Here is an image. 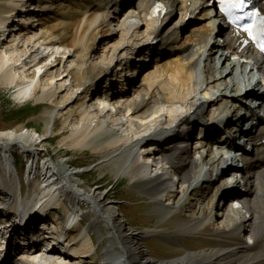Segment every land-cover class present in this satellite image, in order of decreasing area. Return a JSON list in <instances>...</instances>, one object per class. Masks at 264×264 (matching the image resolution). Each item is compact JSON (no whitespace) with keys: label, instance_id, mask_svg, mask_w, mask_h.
I'll return each mask as SVG.
<instances>
[{"label":"bare ground","instance_id":"1","mask_svg":"<svg viewBox=\"0 0 264 264\" xmlns=\"http://www.w3.org/2000/svg\"><path fill=\"white\" fill-rule=\"evenodd\" d=\"M25 1L0 2V85L15 88V97L20 101L30 98L43 102H55L53 98H57L58 101L52 108L45 110L47 119L43 134L38 135L35 128L25 127L19 132L0 131V201H8V205L32 206L35 210L43 208L46 211L50 207L53 209V206H62L65 213L59 217L60 220L72 213L77 216L82 214L83 219L74 229L67 230L68 241L72 242V252L57 245L48 254H43L45 252L42 249H34L15 259L9 251L0 264H264V128L260 129L258 136L250 137L255 143L252 150H246V156L241 158L243 182L240 187L233 186V190H238L239 195L241 193L238 196L242 200L241 207L237 210L240 218H233L228 227L223 225V230H219V225L215 230L211 227L216 222L214 219L217 216L213 209L215 205L218 207L216 196L221 185L216 189L208 187L211 185L210 178L208 173L201 170L202 161L193 156L187 146L186 139L190 132L180 133L182 124H190L193 120L204 117V108L214 116L219 114L217 106L221 104L219 107L224 108L222 104L227 99L232 102V95L243 84V81L237 79L239 63L236 54L252 51L249 46L241 48L242 35L232 34L228 48L233 49L234 53L220 54V66L215 64L216 56L222 50L220 45H214L211 50L205 48L206 35L210 34L206 23L197 21L190 31L192 40L188 36L190 41L180 54L174 58L171 56L166 67L161 70L144 63L150 53L156 58L165 55V51L154 43H149L148 38L152 37L153 41L167 36L168 41L173 35L179 34L180 30L193 21L190 17L194 14L198 0H129L122 3L130 5L125 11H116L113 5L109 6L110 0H34L35 8L27 11L29 3ZM153 5H156V10L151 19H147L146 13L151 7L154 8ZM164 10L166 14L163 17ZM16 13L20 18L13 23L12 16ZM176 13H180L179 21L175 24L177 27L186 19L187 23L181 24L180 30L170 32L168 19ZM165 20L164 25L159 24ZM10 22L15 25V29L7 37L9 41L12 39L9 42L3 38ZM20 24L23 25L22 28ZM96 25L100 26L99 30ZM114 25L120 26V29L117 28L121 31L119 41L103 32L104 28H112ZM128 42L132 44L129 46ZM135 45H140L143 50L140 49L139 60L130 62L127 55L132 53L131 49ZM107 47H110L108 52ZM59 50L64 55L44 71L43 67L47 63L40 66V60H46L47 53L56 56ZM120 55L125 60L122 62L119 58L115 64L118 69L113 71V60ZM130 65L134 66L135 71L139 69L142 78L136 81L130 78V85L115 89L112 72H116V78H123L127 70H133L129 69ZM33 66H37L38 72L32 71ZM61 67H64L63 71ZM101 78H107L105 88L98 84ZM44 79L45 86L40 90ZM138 87H142L143 92L136 91ZM222 87L224 88L220 93ZM227 90H230L229 94ZM232 90L234 93H231ZM103 91L112 95L114 100H125L121 105L126 110L121 111L118 117L112 116L110 121L108 116L113 113L111 110L117 111L118 105H121L111 103L107 94L101 99ZM91 101L93 107L88 105ZM107 102L112 105V109H106ZM175 103L182 107L167 113L170 118L165 125V115L159 107L174 106ZM234 106L231 104L228 109ZM62 108H70V115L66 116L64 124L71 125V130L64 134L60 144L72 149H94L95 153L101 154V163L109 164L118 180L126 177L137 190L156 202L159 209H162V198H166L164 200L167 205L173 198L171 206L174 209L167 214L172 213L170 216L175 217L172 220H175L176 230H155L151 233L156 237L160 236V240L183 248L184 254L179 253L171 258L151 257L150 252L141 245L147 231L137 232L122 213L121 207L114 203L110 192L86 184L81 174L83 170L73 163L66 168L52 157L46 158L43 161V173L35 170L26 178L28 187L32 186L30 183L38 181L37 188L40 190L36 189L37 193L33 191L31 195H23L22 177L14 175L11 164H15V161L13 158L10 161L8 156L11 152L14 153L13 149H18L20 153H27L32 147L38 149L39 144L48 136L47 132L56 133L55 122ZM124 114L129 117L126 124L120 122L124 121ZM132 119L138 120L135 123L136 131H132L130 127ZM173 122H176L178 129L169 135H173L172 143L164 145L159 151L146 149L149 150L148 153L156 155L153 156L155 158L147 157L146 162L149 163L143 164L139 157L142 151L138 152L141 143L139 137L152 128L156 129L157 134L167 132L172 129L170 124ZM204 138L206 140L200 146L202 151L207 147L211 134H205ZM249 144L251 142L248 141L247 145ZM39 153L38 149L33 160ZM223 153L230 154L228 151ZM25 157L33 169L35 163L30 160L29 154ZM160 157L169 159L171 169L178 173L182 183L180 190L168 191L167 179L157 172L165 165L156 159ZM73 166L76 168H72ZM211 170L210 175L213 176L215 170ZM38 176H43V179ZM243 190L246 191L242 192ZM189 194L194 195V202L187 207ZM185 195L187 196L183 200ZM224 195L226 191L220 194ZM231 201L234 203L235 200ZM183 206L187 207L185 217L182 213ZM35 210L34 213L39 212ZM10 220L11 216H8V221ZM172 220L169 223H173ZM205 220L208 225L203 224ZM102 227L104 231L100 229ZM17 229L22 230L23 227L18 226ZM244 232L245 237L251 239L250 244L244 241ZM186 234L200 243L204 242V248L195 250L180 242L176 243V240L179 241ZM79 235H84L80 242ZM170 238L173 239L171 242ZM52 243L50 240L49 244L53 245Z\"/></svg>","mask_w":264,"mask_h":264},{"label":"rangeland","instance_id":"2","mask_svg":"<svg viewBox=\"0 0 264 264\" xmlns=\"http://www.w3.org/2000/svg\"><path fill=\"white\" fill-rule=\"evenodd\" d=\"M1 1L3 2L4 0H0V2ZM153 6H154V8L151 7L149 9V12L146 13L147 19H151L152 15L154 14V12L156 10V5H153ZM165 12H166V10H164L163 17L166 14ZM170 14L172 15L173 13H170ZM18 15L19 14L16 13L14 16H12L11 22L14 23L15 21H17V19L20 18V17L18 18ZM171 15L169 16V19H168L169 22L167 24V26H170V28L172 29V30L170 29V32L176 31L175 29L180 30L181 24L178 25V27L175 25L179 21L180 13L179 14L176 13L173 16H171ZM28 16L30 18L33 17V15H28ZM197 17H198V15H197ZM197 21H199V19H197L196 17L193 18V21L191 23H188L184 29L180 30L179 34L173 35V37L168 39V41H166L167 36H165L164 39L162 37H160L159 39H155L153 41H152V39H153L152 37L148 38L149 43L152 42V43H154L155 46H157L159 48L161 47L162 50L165 51V55L159 56L158 58L152 57L150 59V61L144 62V63L152 64L153 67H157V68H160L161 70H163L166 67V65H165L166 62H168V60H170L171 56H172V58H174L178 54H180V51H182L185 44L188 43L190 40H192V36H191L192 34L190 33V31H191V29H193L192 27L197 23ZM165 23H166V20L159 22V24H162V25H164ZM182 24H184V23H182ZM19 26H20V28H22L23 25L20 24ZM36 27H38V26L36 25ZM119 27L120 26H117V25H114L112 28L106 27V28H104L103 32H105L109 37H111V39H116L119 41L121 39L120 38V32L121 31L118 30V29H120ZM188 33H190V35H188ZM188 36L190 37V40H189ZM11 40L12 39L10 38V41ZM172 40H174V41H172ZM127 44H129V46H130L132 43L128 42ZM109 50H110V47L108 48L107 52ZM45 55H46V59H48V60L54 59L52 61V62H54L57 59L61 58L64 55V53H62V50H61L59 53H57L56 56H53V55L51 56L48 53ZM50 56H51V58H50ZM119 58H121V61H122V59L124 57H122L121 55L118 58L116 57L113 60L112 65H115ZM40 62H41L40 66L42 65V63L44 64V62L47 63V61L44 59L43 60L41 59ZM118 64H120L119 61H118ZM44 66H47V64H45ZM114 67L115 68L113 71L118 69V67L116 65ZM44 68L45 67H43V69ZM202 68L203 69L205 68V64H203ZM31 69H32V71L38 72L37 66H33ZM131 69H133V68H131ZM63 70H64V67H61V71H63ZM136 72L137 71H135L134 74ZM114 73L116 74V72H112V74L114 75V76L112 75V79H114L113 84H114L115 89H121L123 86L126 87V86L130 85V84H128L129 81H131V80L136 81V80L142 78V75H140V73L134 75L132 70L129 72L126 71L125 76H123V78H120V79L116 78ZM130 78H131V80H130ZM64 79H67V78H64ZM123 79H126V80L124 81ZM210 79H212V77H210ZM45 81H46L45 79L42 81L43 86L40 87V90L42 89V87L45 86V84H44V83H46ZM67 81H69V80H67ZM98 82H99L98 84L100 85L101 88L102 87L105 88L108 84L107 78L106 79L101 78V79H99ZM114 88H112V89H114ZM223 88L224 87H222L221 91H219L220 93H222ZM136 91L143 92L142 87L136 88ZM227 91H230V90H227ZM15 92H16L15 88L10 89V88H7V87L0 85V131L5 132L8 130H10V131L16 130L19 132V131H21V129L23 127H25L28 129L35 128L37 130L36 133L38 135L43 134L45 132L44 127H45L46 119H47V117H46L47 115L45 114V110H47L48 108H52V106H54L56 104V101H58V99L53 98V99H55V102H52L50 100H46L45 102H43V101H38L36 99H31V98H30V100H27V101H20V100L16 99ZM231 93H234V90H232ZM107 103L109 104V105L108 104L106 105L107 108L108 107L113 108L109 102H107ZM114 104H117V103L115 102ZM88 105L89 106L92 105V107H93V102L91 101ZM180 106L181 105L175 103L174 106L173 105H170V106L167 105V106H160L159 107L160 111H162V113H164V115H165L163 117V121L166 122L165 125L167 124V119L169 121V118H170L167 115V113L169 111L175 112V109L179 110L182 107V106L181 107ZM172 108H174V109L172 110ZM69 109L68 108H66V109L62 108V110L60 111V114H58V118L55 122L54 129L56 130L55 131L56 133L51 134L50 132H47L48 136H46V138H44V141L40 144V146H38L39 152H40V154H42L43 160H45L46 158L52 157L56 162H59V163H61V165L66 166V168H69V165L71 163H73L77 168H81L83 170L81 174L83 175L86 184H88L89 186H93V185L98 186L102 190H106L107 192L109 191L111 194L110 196L114 200V203H116L117 206L121 207L122 213L126 215V217L129 219V223L133 225V227L137 230V232H140V230L141 231H147V233H146L147 236H145V238L142 239L141 245L144 249L146 248V250H148L150 252L151 257H153V258H155V257L156 258H168V257L171 258V256L174 257L179 253L184 254L183 248L178 247L171 242L173 239L170 238L169 241L171 243H169L166 240H160V238H161L160 236L156 237V235L154 233H151V232H154L155 230H157L158 232L176 230L177 225L175 224V220H172L175 217L173 215H172V217L170 216L172 213L169 215L167 214V213H169V211H172L174 208H172L173 206L168 207L164 204V203H167V202H165L166 198H162L163 199L162 205H161L162 209H159L157 207L156 202H152L150 198H147V196H145L142 192L137 190V188H135L133 186V184H131V182L126 177H123V178L118 180V178L116 177V174L113 173L111 166H108L109 164L106 165L105 163H101L103 161V159L101 158L102 156L100 153H95L94 149H92V150H90V149H83V150L72 149V148H68L67 145L60 144L61 139L64 137V134H66L68 131L71 130V125L64 124V119L66 118V116L70 115L68 113ZM129 114H130V112H129ZM118 115H119V112H118V114H114V115L110 114L108 116L109 121H110L112 116L118 117ZM125 117H126V115L124 114L123 118H125ZM127 120H129V117H127ZM134 120H136V119H134ZM134 120L132 119V121L130 120L131 122L129 121L131 124L130 127L132 128V131L137 130V127H135L136 126L135 123L138 120L137 121H134ZM139 151H141V150L138 149V152ZM16 160H17L18 167L20 169H22L25 166L23 156L20 155V156L16 157ZM67 160H69V162H67ZM75 166H73L72 168H74ZM20 172L23 174V171H20ZM22 180H23L22 181L23 191L26 192V195L28 193H29V195H31L33 193V191L36 192V189L40 190L39 188H37V184H38L37 182L38 181L33 182L32 186L28 187L27 181L25 180V178L23 176H22ZM216 187L217 186H214V189H216ZM214 189H213V191H214ZM185 198L186 197L184 196L183 200ZM188 198H189L188 203L186 202L187 207L190 206V203L194 202L193 201L194 195L190 194L188 196ZM183 200H180V202L182 201L181 203H184ZM180 202L178 203V205L180 204ZM209 205H210V203H208V206ZM184 206L182 207V210H183L182 213H184L183 216L185 217L187 214V212H185L186 211L185 209H187V207L184 208ZM231 207H232L231 204L225 205L222 207V200H219L218 207L215 206L213 209L214 215L216 214V216H217L214 219V221H216L215 225H211L213 230L218 228V227L216 228L217 225L220 226L219 230H223L226 226L228 227L231 225V223L233 221V219L231 218L232 215H228ZM220 208H222V209H220ZM53 209H56V208L54 207ZM116 210H118V209H116ZM60 213L62 214V210L60 211ZM223 215H224V217H223ZM235 215H238V217L240 216L238 214V211L235 212ZM233 218L235 219V217H233ZM170 220H172L173 223H169ZM203 224L208 225L207 220H205L203 222ZM223 225L225 227H223ZM100 229L102 231H104L103 227ZM95 236H97V235H95ZM83 237H84V235H79V237H78L79 242L83 240ZM242 237H243L245 242H248L250 244L251 239L247 236L245 237V232H244ZM178 242H180L183 245H186L192 249H195V250H201L205 246L204 242L200 243L196 239L189 237L187 234L185 235V237H180L179 241L176 240V243H178ZM21 256H22V254H21ZM16 258H19V257H16ZM88 260H90V259L88 258Z\"/></svg>","mask_w":264,"mask_h":264},{"label":"snow or ice","instance_id":"3","mask_svg":"<svg viewBox=\"0 0 264 264\" xmlns=\"http://www.w3.org/2000/svg\"><path fill=\"white\" fill-rule=\"evenodd\" d=\"M221 5V10L226 12V14L230 17L231 23L235 24L238 29H241L243 32L249 34L255 39H259L261 36H264V22H262V26L259 33L254 34V25L253 24H242L241 21L248 14H235L237 11L239 13H243L244 8V0H219ZM250 19L251 16L249 15ZM261 50L264 51V43H261Z\"/></svg>","mask_w":264,"mask_h":264}]
</instances>
